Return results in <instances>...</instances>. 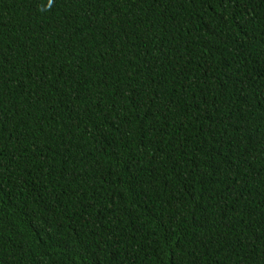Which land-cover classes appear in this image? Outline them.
<instances>
[{"label": "trees", "instance_id": "trees-1", "mask_svg": "<svg viewBox=\"0 0 264 264\" xmlns=\"http://www.w3.org/2000/svg\"><path fill=\"white\" fill-rule=\"evenodd\" d=\"M0 264H264V0H0Z\"/></svg>", "mask_w": 264, "mask_h": 264}]
</instances>
